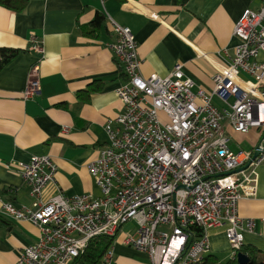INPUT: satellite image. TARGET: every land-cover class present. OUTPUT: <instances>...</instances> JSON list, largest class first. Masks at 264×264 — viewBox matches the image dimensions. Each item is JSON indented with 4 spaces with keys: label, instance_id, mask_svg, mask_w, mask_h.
<instances>
[{
    "label": "built area",
    "instance_id": "built-area-1",
    "mask_svg": "<svg viewBox=\"0 0 264 264\" xmlns=\"http://www.w3.org/2000/svg\"><path fill=\"white\" fill-rule=\"evenodd\" d=\"M258 1L261 7L246 10L235 25L240 44L213 77L210 92L195 91L181 64L165 77H144L131 29L111 21L116 36L111 49L125 81L116 90L123 112L107 121L108 142L88 166L101 195L58 193L45 200L57 164L38 155L20 163L34 204L5 203L0 213L10 221L30 222L40 237L21 251L17 264H77L94 239L116 238L131 222L137 231L125 244L146 254L150 264H201L211 252L209 231L218 227H226L232 256L238 257L245 233L254 229L252 220L239 215V204L257 195L264 137L254 160L256 149L236 153L230 148L228 129L242 135L264 130V62L259 60L264 0ZM36 48L43 53L41 45ZM40 69V63L31 68L24 101L42 95ZM111 256L110 249L106 264Z\"/></svg>",
    "mask_w": 264,
    "mask_h": 264
},
{
    "label": "crops",
    "instance_id": "crops-1",
    "mask_svg": "<svg viewBox=\"0 0 264 264\" xmlns=\"http://www.w3.org/2000/svg\"><path fill=\"white\" fill-rule=\"evenodd\" d=\"M260 7L258 0H29L22 13L0 6V48L27 51L0 72V211L5 203L33 206L19 164L35 155L50 156L58 166L45 200L58 193L101 195L88 166L108 142L107 121L123 112L116 90L125 81L111 49L116 41L111 21L131 29L144 77H165L181 64L195 91L210 92L213 77L231 62L240 44L235 25L246 10ZM98 14L105 17L98 37H85L81 27ZM259 60L264 62V54ZM38 63L42 95L24 101L30 70ZM93 87L100 90L87 99L86 92ZM214 104L224 108L217 98ZM228 132L236 153L253 152L264 136L258 128L247 135ZM258 174L257 195L240 202L239 215L254 223L253 232L245 233L244 247L256 249L259 261L264 257V164ZM4 219L0 264H17L21 251L37 243L40 231L30 222ZM136 231L131 222L117 234L110 264H150L146 254L125 244ZM209 236L207 257L219 264L233 260L226 227L211 229ZM101 264H106L104 259Z\"/></svg>",
    "mask_w": 264,
    "mask_h": 264
},
{
    "label": "trees",
    "instance_id": "trees-1",
    "mask_svg": "<svg viewBox=\"0 0 264 264\" xmlns=\"http://www.w3.org/2000/svg\"><path fill=\"white\" fill-rule=\"evenodd\" d=\"M124 2V0H121ZM29 4V0H0V6L8 10L14 11L16 13H22ZM105 22V17L102 14H98L95 20L81 27V33L85 37L97 38L99 32ZM27 51L21 49H12V48H0V72L8 66L12 61H14L21 54L26 53ZM100 89L93 87L86 92V98L89 99L90 95L98 92ZM264 137V136H263ZM6 222L4 217L0 215V223ZM115 238L101 236L94 239L85 253L77 260V264H101L104 257L109 252V250L114 245ZM239 253L248 256L250 262L248 264H264V257L262 260L257 259L258 252L256 249L250 247H243ZM238 253V254H239ZM201 264H219V261L214 257H206ZM226 264H239L237 258L229 261Z\"/></svg>",
    "mask_w": 264,
    "mask_h": 264
},
{
    "label": "water",
    "instance_id": "water-1",
    "mask_svg": "<svg viewBox=\"0 0 264 264\" xmlns=\"http://www.w3.org/2000/svg\"><path fill=\"white\" fill-rule=\"evenodd\" d=\"M264 139V138H263ZM261 145H262V142H260L259 146L256 148L255 150V153H254V156H253V159L255 160L256 158L259 157V155L261 154ZM249 167V164L246 165V167L242 168V169H239L237 172H241L242 170H245L246 168ZM237 261L239 264H248L250 262V259L248 258V256L246 255H243L242 253H239L238 254V257H237Z\"/></svg>",
    "mask_w": 264,
    "mask_h": 264
}]
</instances>
